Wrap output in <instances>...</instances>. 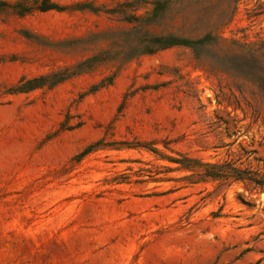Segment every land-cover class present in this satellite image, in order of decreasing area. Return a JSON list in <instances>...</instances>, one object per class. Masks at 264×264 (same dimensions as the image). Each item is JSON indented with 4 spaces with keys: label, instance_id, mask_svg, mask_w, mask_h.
I'll return each instance as SVG.
<instances>
[{
    "label": "rangeland",
    "instance_id": "obj_1",
    "mask_svg": "<svg viewBox=\"0 0 264 264\" xmlns=\"http://www.w3.org/2000/svg\"><path fill=\"white\" fill-rule=\"evenodd\" d=\"M163 1L0 0V264H264V190L174 161L264 172V125L218 102L211 51L140 53L264 44V0Z\"/></svg>",
    "mask_w": 264,
    "mask_h": 264
},
{
    "label": "trees",
    "instance_id": "obj_2",
    "mask_svg": "<svg viewBox=\"0 0 264 264\" xmlns=\"http://www.w3.org/2000/svg\"><path fill=\"white\" fill-rule=\"evenodd\" d=\"M170 2L171 0H167V9ZM234 2L236 3V0ZM153 4L151 14L155 16L163 11L165 1L155 0ZM84 7L87 5L84 4ZM50 8L61 9V6L50 3L42 9ZM187 18L189 19L188 16ZM126 20L133 23L134 28L139 30L145 28L146 20L143 16H135V18ZM203 21L210 26H216L218 22L196 15V23ZM152 39L153 46L140 49V53L154 52L171 45L188 46L197 57L208 56V51H211L213 73L219 78V89L216 94L218 102H226L232 106V111L242 110L245 115H250L252 123L261 121L264 125V44L223 37L215 34L211 29L198 37L169 33L167 39L159 36H153ZM174 161L180 162L185 169L192 170L199 177L210 176L223 181L241 180L254 189L264 190V172L250 167H239L232 160L210 163L184 156L183 159Z\"/></svg>",
    "mask_w": 264,
    "mask_h": 264
},
{
    "label": "bare ground",
    "instance_id": "obj_3",
    "mask_svg": "<svg viewBox=\"0 0 264 264\" xmlns=\"http://www.w3.org/2000/svg\"><path fill=\"white\" fill-rule=\"evenodd\" d=\"M263 196H264V194H263Z\"/></svg>",
    "mask_w": 264,
    "mask_h": 264
}]
</instances>
